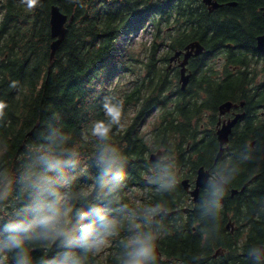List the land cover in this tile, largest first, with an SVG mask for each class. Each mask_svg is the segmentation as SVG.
<instances>
[{
  "label": "trees",
  "instance_id": "1",
  "mask_svg": "<svg viewBox=\"0 0 264 264\" xmlns=\"http://www.w3.org/2000/svg\"><path fill=\"white\" fill-rule=\"evenodd\" d=\"M215 1L220 6L208 10L202 0H40L34 9L0 0V101L8 105L0 118V172L13 182L0 217L16 218L36 195L20 181L41 172L40 152L66 147L77 155L57 178L66 184L61 191L78 197L72 203L81 214L100 208L121 222L99 253L30 241L32 264L59 260L66 251L81 264H121L133 221L158 237L154 264H264V255H251L264 245V54L255 47L264 31V0ZM52 4L67 21L50 58ZM149 28L152 38L139 58L134 35ZM193 41L203 51L189 58L192 76L181 90L169 56ZM106 100L121 103L124 114L107 142L120 150V178L101 188V142L91 127L106 119ZM226 100L243 101L244 116L215 160L218 105ZM155 150L162 158L152 161ZM200 166L226 187L208 179L192 202L181 180L192 183ZM157 204L174 212L161 211L151 223L135 220ZM92 219L77 216L82 224ZM13 256L0 252V264H15Z\"/></svg>",
  "mask_w": 264,
  "mask_h": 264
},
{
  "label": "clouds",
  "instance_id": "2",
  "mask_svg": "<svg viewBox=\"0 0 264 264\" xmlns=\"http://www.w3.org/2000/svg\"><path fill=\"white\" fill-rule=\"evenodd\" d=\"M29 9H34L40 0H22ZM11 87H16L15 82ZM7 103L0 101V118L5 115ZM105 120L94 122L91 135L101 142L96 163L99 165V176L96 183L105 187L112 179L120 178V173L115 170L120 159V150L114 144L107 143L112 139L113 128H120L124 114L121 103L105 101ZM76 152L66 147L56 151H41L37 157L41 172L33 176H26L20 182L25 190L34 191L36 195L23 204L16 212L14 219L3 223L0 232V252L14 253L15 264H32V257L26 247L28 242L39 241L41 245H52L57 241L65 248L72 246L82 247L83 252L99 253L108 243V237L118 235L121 222L118 217L110 216L103 209L96 208L90 213L81 214L72 201L78 197L66 191H61L66 184L57 178L62 176V170L76 163ZM115 172V174H113ZM55 173L56 177L48 175ZM12 181L7 173L0 172V201H6L12 192ZM163 186V185H162ZM162 210L157 204L145 209L139 221L151 223L153 218ZM87 215L93 217L88 224L79 223L77 216L83 220ZM130 231L133 234L125 242V254L121 264H154L157 259L158 237L152 231L142 230L141 222H130ZM257 250L252 249L251 253ZM43 264H81L80 258L72 251L62 253V257L44 261Z\"/></svg>",
  "mask_w": 264,
  "mask_h": 264
},
{
  "label": "water",
  "instance_id": "3",
  "mask_svg": "<svg viewBox=\"0 0 264 264\" xmlns=\"http://www.w3.org/2000/svg\"><path fill=\"white\" fill-rule=\"evenodd\" d=\"M203 3H205L208 6V9H215L220 4H218L214 0H203ZM233 4V3H231ZM263 15H264V8H263ZM67 21V15L60 11L59 6L57 4H52L50 7V13H49V29H50V36L52 38V41L50 43V58L53 57L55 50L57 49L58 45L63 40L66 28L65 23ZM256 47L259 51H264V33L257 36L256 38ZM202 45L198 41H193L188 43L183 50H177L174 52V54L170 57V60H174L178 58L182 54V59H179V82H180V88L183 90L190 77L191 72L187 70L186 63L188 61V58L194 55H198L202 52ZM232 107H237L236 104H234L231 101H225L221 103L218 106V113L219 115H224L226 112L230 111ZM243 116V113H236L233 118L224 120L222 123L219 121L217 124L216 129V136L219 143V148L215 156V160H217L223 153L225 144L228 140V135L231 132V128L235 125V123ZM220 125V126H219ZM160 155V152H158L157 156ZM152 158H154L152 156ZM210 173L207 169H204L203 166L199 167L196 172V177L194 181V187L193 189L189 190L190 195L192 196L193 200H196V197L198 195L199 189L205 184L207 179L209 178ZM215 182L221 186L225 187L226 184L221 180V178L216 177ZM182 185L185 190H188V179L182 180ZM244 187V186H243ZM237 192V189H232L231 194H234ZM230 223V222H228ZM231 224V223H230ZM264 254V246H260L255 253H252L251 255L254 257L260 258Z\"/></svg>",
  "mask_w": 264,
  "mask_h": 264
},
{
  "label": "rangeland",
  "instance_id": "4",
  "mask_svg": "<svg viewBox=\"0 0 264 264\" xmlns=\"http://www.w3.org/2000/svg\"><path fill=\"white\" fill-rule=\"evenodd\" d=\"M151 31H153V29L149 28L148 32H140V33L134 35V39H133L134 40V47L138 53L139 58L143 57L144 52H145L144 47L150 43V40L152 38ZM153 120H154L153 116L147 118L146 125H145V131L146 132H148V130H150ZM156 152L157 151L155 150V151H152L150 154L154 155V158H155L157 155ZM161 157H162V155L157 157V158L160 159Z\"/></svg>",
  "mask_w": 264,
  "mask_h": 264
},
{
  "label": "flooded vegetation",
  "instance_id": "5",
  "mask_svg": "<svg viewBox=\"0 0 264 264\" xmlns=\"http://www.w3.org/2000/svg\"><path fill=\"white\" fill-rule=\"evenodd\" d=\"M258 52V54L259 55H263L264 53H262V52H259V51H257ZM218 59H220V57H218ZM175 60H177V61H179V59H175ZM172 63H175L176 64V62H172ZM260 76V75H259ZM238 106H244L243 104H241L240 105V103H238ZM242 110V108L241 109H239V107H233L231 110H230V112L229 113H227L226 115H225V117H223L222 119L223 120H225V119H227V118H231L236 112H238V111H241ZM239 123H241V121H239L237 124H239Z\"/></svg>",
  "mask_w": 264,
  "mask_h": 264
}]
</instances>
